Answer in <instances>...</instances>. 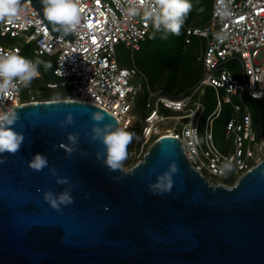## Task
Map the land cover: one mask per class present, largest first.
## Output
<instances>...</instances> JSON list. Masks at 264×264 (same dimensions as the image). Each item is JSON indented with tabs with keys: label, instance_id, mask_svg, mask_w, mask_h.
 Returning <instances> with one entry per match:
<instances>
[{
	"label": "water",
	"instance_id": "95a60500",
	"mask_svg": "<svg viewBox=\"0 0 264 264\" xmlns=\"http://www.w3.org/2000/svg\"><path fill=\"white\" fill-rule=\"evenodd\" d=\"M31 1L54 35L74 40L53 29L40 0ZM15 108L20 118L12 127L24 141L0 154V264H264V157L234 184L215 183L192 164L180 138L164 134L132 167L110 169L96 157L102 142L85 135L93 123L119 125L108 109L72 98ZM93 110L104 120L92 121ZM68 111L74 123L62 128ZM67 132L80 133L71 153L63 147ZM37 152L48 159L40 170L28 164ZM172 162L177 171L165 177ZM49 166L72 183L73 200L59 209L43 193L67 185ZM169 180L170 189L160 190Z\"/></svg>",
	"mask_w": 264,
	"mask_h": 264
},
{
	"label": "built area",
	"instance_id": "2783aa9c",
	"mask_svg": "<svg viewBox=\"0 0 264 264\" xmlns=\"http://www.w3.org/2000/svg\"><path fill=\"white\" fill-rule=\"evenodd\" d=\"M31 2L23 1L26 12L22 11L20 18L0 19V52L19 49L24 55L25 47L10 44L12 38L33 43L36 54L55 56L53 72L58 80L47 81L44 88L19 84L0 94V106L54 99L45 98V91L69 86L64 98L104 107L118 118L119 126L130 128L134 102L147 78L134 60L121 62L117 49L119 44H125L133 55L154 29L151 21L141 16L127 17L129 0H81L82 26L72 33L71 41L69 37L54 35L36 15L39 10ZM225 6L230 15L223 14ZM185 28L187 43L192 36L203 39L198 54L202 75L197 83L177 94L165 87L152 88L147 82L148 112L143 116L140 138L146 143L153 137L174 135L183 141L185 153L202 172L212 176L243 173L260 160L256 153L261 142L251 110L233 102L232 96L246 93L250 98L264 99V0H213L209 19L200 25L185 24ZM218 34L224 38L219 39ZM233 58L241 65L239 74L227 65ZM208 88L214 90L217 105L202 130L203 97ZM224 102H232L236 112L225 128L231 142L227 151L217 145L213 130V120ZM168 119L175 123L167 125Z\"/></svg>",
	"mask_w": 264,
	"mask_h": 264
},
{
	"label": "clouds",
	"instance_id": "9594fccd",
	"mask_svg": "<svg viewBox=\"0 0 264 264\" xmlns=\"http://www.w3.org/2000/svg\"><path fill=\"white\" fill-rule=\"evenodd\" d=\"M40 3L44 17L56 31L67 35L82 26L81 0H40ZM22 5L23 0H0V19L11 21L20 18L22 11L26 12ZM191 8V0H129L125 14L129 18L141 16L145 21H151L155 29L152 35L155 36L156 32H160L162 36L166 37L168 33H180L184 19ZM223 14L230 15L226 6L223 9ZM218 38L223 39L224 36L218 34ZM40 65H43L44 70L47 71L51 67V61L41 60L39 57L31 59L20 54L19 49L0 52V94L15 89L19 84L24 87L30 86L33 79L40 75ZM19 118L15 107L0 106V154L15 153L24 141V133L12 127ZM90 118L92 121H103L104 112L93 110ZM59 123L62 128L66 124L74 123L72 112H66L64 119ZM85 135H88L92 140H100L104 145L103 150L96 152L97 159L103 157L104 164L110 169H117L126 159L127 146L136 134L109 120L103 124L93 123ZM79 137V132H67L69 143L64 144L63 147L67 149L68 153L75 150ZM4 159L6 157L0 155V161ZM28 164L30 167L40 170L48 165V159L45 154L37 152L32 155ZM225 166L230 167V165ZM48 170L56 176L58 184L67 185L58 193H54L51 189H47L43 193L44 199L59 209L60 203H69L73 200L72 183L67 176L56 175V167L49 166ZM176 171L177 166L175 162H172L170 172L165 173V177ZM170 184L169 180L167 184L161 183L158 187L160 190H169Z\"/></svg>",
	"mask_w": 264,
	"mask_h": 264
},
{
	"label": "rangeland",
	"instance_id": "374dc122",
	"mask_svg": "<svg viewBox=\"0 0 264 264\" xmlns=\"http://www.w3.org/2000/svg\"><path fill=\"white\" fill-rule=\"evenodd\" d=\"M193 1L195 2V9H196L197 5H199V4L202 5V11H201V9L199 12L193 11L191 16H190V21L187 22V24H190V25L203 24L209 19V16L211 13V5H208L209 0H193ZM205 11H206V13L207 12L209 13L207 15V17L205 16ZM182 36L183 35H182L181 31L179 34L168 33L167 36L166 37L163 36V38L161 40L164 41V45H170V50L175 52L179 49L178 47H180L179 43H181ZM202 40L203 39L201 37L194 36V41H202ZM174 42L176 44L175 45L176 49L172 48V44ZM9 43L10 44L17 43V44L23 45L25 47L24 56H27L31 59H36L37 57H39L41 60L51 61V67L47 71L44 70L43 65L39 66L40 67V75L33 79L32 83L30 85L31 87L44 88L45 84H46L45 82L47 80H58V77H56L53 73V69L55 66V56L50 55V54H36L34 52V44L33 43L27 44L26 42H24V39L19 38V37L15 38V39L14 38L10 39ZM197 48L198 47L195 45H190L187 48L188 55H191V54L197 52ZM152 50H153V48H152ZM140 51H141L140 49L136 50L134 52V54L132 55V52L126 48L125 44H119L118 49H117V54H118L121 62H124V63L128 62L129 63L132 60H134L140 66L144 65V67L147 68V65H148V62L150 61V59L148 58L149 61H146V59H147V57H149V54H147V52H143V51L140 52ZM199 51H201V49ZM227 65L229 67L233 68L236 73H238V74L240 73L241 65L237 59H234V58L230 59L227 62ZM200 66H201V64H200ZM147 73L148 72L146 70L145 71V76L147 78V81L145 80L146 84H147V82L149 83V79H150V82L152 83V80H151L149 74L147 75ZM159 81L164 82L162 77L159 79ZM151 83H149V84L151 85ZM146 84L144 82V89L137 96V99L133 105V110L131 111L133 123H132L131 127L127 128V129L134 132L136 135L133 136L132 140L130 141V143L127 146V157L124 161H122V164H121V166L123 168H130L138 160L143 159L144 153L147 151L150 144L156 138V137H153L150 141H148L146 143H143V141L140 138V128L142 125L143 116L148 112V109L146 107V100L148 98V95H147L148 93L146 90ZM152 84H154V83H152ZM151 87L153 88V86H151ZM66 89H69V86L59 87V88H56L54 90H50L48 92V94L50 96H54L56 98H64ZM206 99H207L206 105H208V106L211 105V109H213L217 105L216 96H214L212 93H209L207 95ZM234 101L241 103L243 106H247L253 112L254 116L256 117L255 118V121H256L255 122V125H256L255 129H256V131L261 133V138H259V140L261 142L260 143L261 146H259L257 148L256 159L257 160L262 159L264 157V99H253V98H250L246 95H242V96L235 95L233 97V102ZM226 103L230 104L232 106V102H224V107H223L224 110L216 118L215 124H214V131L216 134V139H217L219 146L222 148H224V146L228 147L231 145V142L227 140L226 135H225V132H226L225 131V128H226L225 122H226V118H227V109H228ZM233 111H234V113H236L235 110H233ZM240 113H242V111H240ZM172 123H175V120L168 119L166 122L167 125H170ZM200 127L202 130L204 129L205 117L201 119ZM205 174L215 183L223 182L225 184L231 185V184H234L236 182V180L238 179V177L242 173H240V172L234 173V174L228 173L224 176H212V175H209L208 173H205Z\"/></svg>",
	"mask_w": 264,
	"mask_h": 264
},
{
	"label": "trees",
	"instance_id": "16d2710c",
	"mask_svg": "<svg viewBox=\"0 0 264 264\" xmlns=\"http://www.w3.org/2000/svg\"><path fill=\"white\" fill-rule=\"evenodd\" d=\"M191 2H192V8L190 9L187 16L185 17L184 24H182V26H181L180 31L183 35L182 40H181L182 44L179 43L180 47H178L179 49L177 48L178 49L177 51L173 52L170 50V45H164V41L161 40L163 38V36L161 35L160 32H156V35L153 36L152 33L155 31V29H152L148 33L146 38L141 42V46H140L141 51L140 52H142V51L147 52V54H149V57H147L146 61H149L148 58L150 59V61L148 62L147 68H145L144 65L140 66L138 63H137V65L139 66V68L142 71L145 72L147 70V72H148L147 75L149 74V76L152 80V83H154V84H152L150 82V79L148 78L149 83H151V86H153V88H155V89L160 88V87H165L168 90L172 91L173 93H176V94L181 93V92L187 90L188 88H190L191 86H193L195 83H197V81L200 79V77L202 75L203 66H202V62L198 59V54L200 52L199 50L201 49V47L203 45V42L202 41H194V36H192L191 42H189V43L186 42L185 24H187V22L190 21V16H191L193 11L199 12L200 9L202 11V5H200V4L197 5L196 9H195V2L193 0H191ZM212 4H213V0H209L208 5H211V7H212ZM208 14L209 13L208 12L206 13V11H205L206 17ZM210 15H211V13H210ZM187 25H190V24H187ZM175 45L176 44L174 42L172 44L173 49H176ZM190 45H195L198 48H197V52H195L191 55H188L187 48ZM152 48H153V50H152ZM126 64H128V62ZM200 64H201V66H200ZM161 77L163 78L164 82L159 81V79ZM47 81H53V80H47ZM48 92H49V90H47L44 93L43 96L45 98L51 97L48 94ZM209 93H212L215 96V92L212 88H208L206 90V93L203 97L205 109H204V112H203L202 117H201V119L205 117V120H206L207 116L216 107L215 106L213 109H211V105H209V106L206 105V103H207L206 97ZM235 95H239V94H234L232 96V100H233V97ZM242 95L248 96L246 93H242L241 96ZM234 102H236V101H234ZM226 105H227L228 109H227V118H226V122H225V127H226V124H227L228 120L230 119V117L234 114L233 106H231L230 104H227V103H226ZM223 107H224V103L221 107V111H220L219 115L223 112V110H224ZM219 115H217L213 120V130H214L215 120ZM252 115H253V121H254V127H255L256 126L255 125V122H256L255 118L256 117L254 116L253 112H252ZM257 135H258V138H261L260 132L257 131ZM214 137H215V141H216L217 145L219 146L217 139H216L215 131H214ZM220 148L224 151H227L229 146L228 147L224 146V148H222V147H220Z\"/></svg>",
	"mask_w": 264,
	"mask_h": 264
},
{
	"label": "crops",
	"instance_id": "0c3cea01",
	"mask_svg": "<svg viewBox=\"0 0 264 264\" xmlns=\"http://www.w3.org/2000/svg\"><path fill=\"white\" fill-rule=\"evenodd\" d=\"M201 49H202V47H201ZM238 74V73H237ZM240 96H241V94H239ZM235 114V113H234ZM239 115H240V113H239Z\"/></svg>",
	"mask_w": 264,
	"mask_h": 264
}]
</instances>
